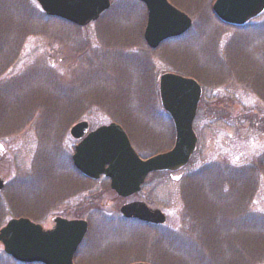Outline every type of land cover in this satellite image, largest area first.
<instances>
[{
	"label": "rangeland",
	"instance_id": "rangeland-1",
	"mask_svg": "<svg viewBox=\"0 0 264 264\" xmlns=\"http://www.w3.org/2000/svg\"><path fill=\"white\" fill-rule=\"evenodd\" d=\"M168 1L192 26L150 50L137 0H111L84 28L45 16L34 0H0V230L19 218L44 230L55 217L84 220L73 264H264V11L230 27L214 19V0ZM165 73L196 76L204 89L187 165L149 175L127 199L103 177L82 180L69 134L80 121L93 131L127 116L124 130L143 160L173 147L158 95ZM27 110L19 123L15 113ZM73 111L77 118L57 122ZM54 145L61 159L51 156ZM134 201L164 222L124 221L120 208ZM0 264L21 263L0 244Z\"/></svg>",
	"mask_w": 264,
	"mask_h": 264
},
{
	"label": "water",
	"instance_id": "water-1",
	"mask_svg": "<svg viewBox=\"0 0 264 264\" xmlns=\"http://www.w3.org/2000/svg\"><path fill=\"white\" fill-rule=\"evenodd\" d=\"M47 17H53L76 27L95 22L110 7L109 0H34ZM146 9L143 39L150 49L163 41L186 33L190 18L174 8L167 0H138ZM212 13L218 21L229 26H241L264 10V0H215ZM159 99L163 110L172 120L175 139L171 150L141 160L132 149L124 130L115 123L88 132L86 122L69 130L74 140L71 162L85 178L98 180L104 176L118 197L127 198L140 191L146 177L155 172H174L189 162L197 138L192 124L201 98V87L191 79L166 73L159 77ZM3 181L0 180V191ZM125 219H137L162 224L164 215L151 210L142 202L120 208ZM52 230L44 231L28 219L10 220L0 230L3 251L22 264H72L73 255L87 231L82 220L57 218ZM145 264V263H134Z\"/></svg>",
	"mask_w": 264,
	"mask_h": 264
},
{
	"label": "trees",
	"instance_id": "trees-1",
	"mask_svg": "<svg viewBox=\"0 0 264 264\" xmlns=\"http://www.w3.org/2000/svg\"><path fill=\"white\" fill-rule=\"evenodd\" d=\"M112 5H113V3H112ZM212 5V4H211ZM111 8H112V6H111ZM110 11V10H109ZM107 13V12H106ZM106 13H105V15H106ZM211 13H212V11H211ZM104 15V14H103ZM102 15V16H103ZM104 15V16H105ZM213 15V14H212ZM101 16V17H102ZM100 17V18H101ZM214 17V16H213ZM214 19H216L215 17H214ZM100 20V19H99ZM185 76H187V77H191V78H194L200 85H201V83H200V80L198 79V78H196V76L195 77H193V76H191V75H189V74H187V75H185ZM201 87H202V85H201ZM203 89V88H202ZM204 90V89H203ZM42 107V106H41ZM40 106H37L36 107V109H34L35 111L34 112H36V113H34L33 115H37L38 116V119H39V117H41V115H42V108H41ZM198 111H199V109H198ZM28 113V110L25 112V113H23V114H20V116L18 115V111L15 113V115L16 116H18L19 118H21V120L19 119V123H21V121H22V119L23 118H25L26 117V114ZM123 114H124V112H123ZM75 118H77V113H75V111H73L71 114H64V115H60L59 116V119H58V121L57 122H62V121H64V122H66V124L68 123V121H72V120H74ZM128 117L127 116H124V115H121V117H119L118 118V121H116V120H114L117 124H120L122 127H123V129H125V127H124V124L122 123V122H125V120H127L128 121V119H127ZM33 119V118H32ZM37 119V120H38ZM125 119V120H124ZM36 120V121H37ZM51 122V117H49V120H47V123H50ZM46 128H48V124H46V127H45V129H44V132L43 133H46ZM47 154V156H48V153H46L45 152V150H44V153H42V157H47V156H45ZM54 154V156H55V154H56V156L57 157H59L60 159H61V156H62V154H61V151H60V149H59V147L58 146H55L54 145V148H53V150L51 149V156ZM63 156H64V154H63ZM48 158H50L49 156H48ZM64 157H62V159H63ZM81 177V176H80ZM82 180H85V179H82ZM86 181V180H85ZM26 182H27V180L26 181H22L20 184H22V185H24V184H26ZM19 184V185H20ZM18 185V186H19ZM105 191L106 192H110V190L108 189V187H106L105 188Z\"/></svg>",
	"mask_w": 264,
	"mask_h": 264
},
{
	"label": "flooded vegetation",
	"instance_id": "flooded-vegetation-1",
	"mask_svg": "<svg viewBox=\"0 0 264 264\" xmlns=\"http://www.w3.org/2000/svg\"><path fill=\"white\" fill-rule=\"evenodd\" d=\"M246 25V24H245ZM244 26V25H243ZM243 26H238V27H243ZM57 218H60V217H55L53 220H52V227L51 228H53V226H54V220L55 219H57ZM75 220H77V219H75Z\"/></svg>",
	"mask_w": 264,
	"mask_h": 264
}]
</instances>
